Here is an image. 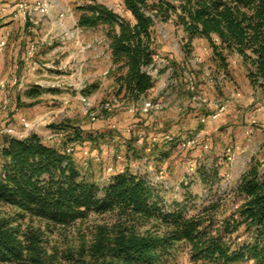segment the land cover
Masks as SVG:
<instances>
[{
	"label": "trees",
	"instance_id": "obj_1",
	"mask_svg": "<svg viewBox=\"0 0 264 264\" xmlns=\"http://www.w3.org/2000/svg\"><path fill=\"white\" fill-rule=\"evenodd\" d=\"M123 6L132 21L95 1L78 7L76 21L83 29L102 27L119 100L127 97L135 103L154 86L148 67L157 55L153 33L159 21H173L182 28L187 53L194 38H204L224 73L228 55L236 53L250 85L264 86V0H123ZM96 87L88 84L81 94L88 96ZM44 91L48 90L33 86L25 94L35 98ZM81 139L78 131L66 136L65 145L48 144L36 133L3 137L0 264H159L180 248L193 261L264 264V170L259 165L251 162L239 176L233 193L240 199L231 212H218L220 195L192 212L186 199L171 200L165 210L142 173L126 169L102 188L88 181L71 154V146ZM159 139L166 143L164 136ZM211 166L196 168L203 185L220 179L215 160ZM3 207L12 209L13 215L3 214ZM90 213H111L119 225L97 227L89 241L59 248L50 244L44 230L21 224L28 217L47 229L66 228ZM151 222L154 232L139 233L125 226Z\"/></svg>",
	"mask_w": 264,
	"mask_h": 264
},
{
	"label": "rangeland",
	"instance_id": "obj_2",
	"mask_svg": "<svg viewBox=\"0 0 264 264\" xmlns=\"http://www.w3.org/2000/svg\"><path fill=\"white\" fill-rule=\"evenodd\" d=\"M20 1L16 0L14 4ZM92 1L132 21L123 0H47L44 10L35 0H22L26 5V15L21 18L29 24V31L25 32L30 38L28 46L33 44L35 48L33 55L24 61L35 66L34 72L42 76L32 78L13 91L19 98L15 105L8 97H0V144L4 136H11L6 133L7 129H13L22 136L36 133L48 144H64L67 135L78 131L81 141L73 147L70 145L73 160L84 177L100 188L113 175L128 169L146 176L153 192L164 201L165 210H169L171 200L186 199L187 209L192 212L215 202L216 195H220L218 212H231L240 199L234 195L233 188L241 173L251 162L264 170V86L250 85L240 57L241 64L231 59L233 53H230L227 57L228 73H224L212 59L211 49L204 38H194L187 53L184 51L186 42L182 28L173 21L157 22L153 33L157 55L148 72L155 82L161 77L166 84L154 100L163 101L168 106L176 103L185 115L193 107L200 113H208L210 104H216L217 108L223 105L220 114L227 107L230 111L225 117L228 127L202 135L169 133L172 141L162 143L160 135L153 142L151 133L164 131L148 128V117L144 113L136 110L133 114L127 110L135 103L139 105L145 96L135 103L127 97L120 102L115 96L108 40L102 27L83 29L76 25L78 7ZM26 46L23 43L22 50L25 51ZM18 63L23 64V61ZM32 80L41 81L44 86L41 88L48 90L35 100L26 98L24 94L27 90L24 87L31 86ZM88 84H96L97 87L84 96L81 90ZM79 96L90 100L91 111L96 116L93 120L84 112ZM193 96L205 99V102L194 101ZM106 102L115 104L108 113L102 110ZM21 118L31 123L30 129L22 127ZM247 119L245 122L248 123L243 124ZM203 124L199 123L197 128L204 129ZM52 125L58 126V131L50 128ZM89 134L93 139H89ZM192 139L194 142L190 146H179V142ZM213 160L219 167L220 179L212 185H203L196 176V168L200 165L210 168ZM1 212L14 213L4 207ZM21 224L23 228L31 225L44 230L50 244L59 248L74 247L82 239L89 241L97 227L119 225L111 213H90L66 228L47 229L40 220L28 217ZM125 226L139 233L154 232L153 222L142 226L125 223ZM159 264L219 263L190 260L187 250L180 248L175 255L164 257Z\"/></svg>",
	"mask_w": 264,
	"mask_h": 264
},
{
	"label": "crops",
	"instance_id": "obj_3",
	"mask_svg": "<svg viewBox=\"0 0 264 264\" xmlns=\"http://www.w3.org/2000/svg\"><path fill=\"white\" fill-rule=\"evenodd\" d=\"M15 1L16 0L0 1V38L6 37L7 42L4 50L0 52V97H2L1 99L8 97L13 105H15L19 99L13 91L15 89H20L23 84L28 83L32 78L42 76L39 72H34L35 66H32V64L30 65L26 60L24 61L26 58L25 51L28 48V42L30 40L29 35L27 36L25 33L26 31H29V24L28 22L23 21L22 18H12L10 7L14 5ZM214 39L216 40V38ZM23 43L27 45L25 47V51L22 50ZM108 55L110 57L109 49ZM230 56L231 59H235V62H241L236 53H233ZM19 61H23V64H19ZM35 73L37 74L35 75ZM14 80L18 81L19 85H16ZM69 80L71 81L72 79ZM32 83V85L40 88L44 87L41 81L32 80ZM165 84L164 80L160 77L158 81L155 82L154 86L147 92L145 98H158L159 90ZM32 85L27 87L25 86L24 89L26 90L29 87H32ZM165 91H167V89H165ZM26 98L35 100L39 98V96L35 98L26 96ZM208 106V113H200L197 108L192 106L193 110L189 114L185 115V112H182V108H180V106H176V103H173L171 106L166 105L160 111L145 114L148 117L146 125L150 129H161L164 131V133L160 132L158 134L153 131L154 133H151L153 136H164L169 133L172 135H183L184 133H199L202 135L208 131H216L218 128L223 126L228 127L225 118L230 111L227 110L228 107L218 117L212 118V113L216 111L217 105L210 104ZM127 110L133 114L136 112V110H131V108ZM258 117L261 118L260 115H258ZM245 121H248V119L244 120L243 124L246 123ZM199 123H204V129L197 128Z\"/></svg>",
	"mask_w": 264,
	"mask_h": 264
},
{
	"label": "built area",
	"instance_id": "obj_4",
	"mask_svg": "<svg viewBox=\"0 0 264 264\" xmlns=\"http://www.w3.org/2000/svg\"><path fill=\"white\" fill-rule=\"evenodd\" d=\"M35 1L37 2V5L39 7H41L43 10L45 9V6L47 5V0H35ZM10 9H11V16L14 19L21 18V17H24V15H26V5L24 2H22V0L16 4L12 5L10 7ZM6 44H7L6 37H1L0 38V52L6 47ZM28 47L29 48L27 49L26 57L30 58L33 55L35 48H34L33 44L29 45ZM151 66H149V68ZM14 83L16 85H19V82L16 80H14ZM79 97H80L81 101L83 102L84 109H85L84 112L87 115H89L91 117V119L93 120L96 116H95V113L91 111L90 100L87 97H83V96H79ZM197 99H198L199 103L205 102V99H202L200 97H197V96L192 97V100H194V101H196ZM134 105H132L131 110H138V111H140V113H144V114H150V113L160 111L166 106V104L163 101H156V100L151 99V98L142 99L139 105L138 104H134ZM114 106H115L114 103L106 102L102 105V110H103V112L108 113V112L112 111ZM223 109H224L223 105H221L219 108H217V111L214 114H212V118L218 117L220 112ZM262 113L264 115V110L262 111ZM100 117H101V115H100ZM20 123H21L22 127L26 130L31 128V123L24 118L20 119ZM5 131H6V133H9V135H11L13 137H23L21 134L18 135L17 132H15L13 129H7ZM16 135H18V136H16ZM164 139H165V141H172L173 137L169 134H166V135H164ZM151 140L153 142H156L157 137L153 136L151 138ZM193 142H194L193 139L192 140H185V141L179 142V146H182V147L190 146ZM205 148H206V146H205ZM67 152H69L68 149H67Z\"/></svg>",
	"mask_w": 264,
	"mask_h": 264
}]
</instances>
